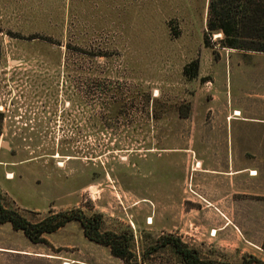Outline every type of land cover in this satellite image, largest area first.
Masks as SVG:
<instances>
[{
    "label": "rangeland",
    "instance_id": "374dc122",
    "mask_svg": "<svg viewBox=\"0 0 264 264\" xmlns=\"http://www.w3.org/2000/svg\"><path fill=\"white\" fill-rule=\"evenodd\" d=\"M207 11L0 0L1 207L30 224L95 218L128 249L115 257L76 219L40 243L0 222V264H184L170 238L203 260L264 263V224L246 236L261 250L224 230L233 207L264 217V53L218 34L205 46ZM244 168L262 179L248 197Z\"/></svg>",
    "mask_w": 264,
    "mask_h": 264
},
{
    "label": "trees",
    "instance_id": "16d2710c",
    "mask_svg": "<svg viewBox=\"0 0 264 264\" xmlns=\"http://www.w3.org/2000/svg\"><path fill=\"white\" fill-rule=\"evenodd\" d=\"M214 34L221 36L218 39L221 48L264 53V0H208L205 46L209 47L208 38L212 40ZM90 56L98 57V55ZM73 219L78 220L84 227L86 237L110 246L115 257L125 258L128 252L127 245H123L117 236L109 233L108 239H102L98 233L99 221L95 218L85 219L81 215L75 217L58 214L50 215L38 224H30L18 214L3 210L0 205V222L11 223L15 229L22 230L34 243L44 242L45 233L55 232ZM167 241L181 255L184 264H229L203 260L197 251L188 248L178 239L170 238ZM242 264L264 263L255 257H248L243 259Z\"/></svg>",
    "mask_w": 264,
    "mask_h": 264
},
{
    "label": "crops",
    "instance_id": "0c3cea01",
    "mask_svg": "<svg viewBox=\"0 0 264 264\" xmlns=\"http://www.w3.org/2000/svg\"><path fill=\"white\" fill-rule=\"evenodd\" d=\"M248 170L252 171L251 169L244 168V169L236 171V173H241V174L235 175V176L243 177L242 179H240V181H241L242 185H244L245 192L243 191L244 192L243 195L246 197L249 196L248 187L251 186V184H255V186H256L262 180L261 178L257 177L258 174L257 175H251L250 177H248L246 174V172ZM246 197H244V198H246ZM239 199H242V198H239ZM237 209H239L241 212L240 214L237 215L238 217L236 216V208L235 207H233V214L225 215L228 222H227L224 230H227L233 236H235L239 243L243 242L247 245H253L256 250H261V246L259 243H252L251 241L246 239V236L252 234V232L250 231L251 229H254V228L258 229V228L262 227V225L264 224L263 214L260 212L259 215L255 214L254 217H250L249 211L243 209L241 206L237 207ZM250 221H251V226L249 224Z\"/></svg>",
    "mask_w": 264,
    "mask_h": 264
},
{
    "label": "flooded vegetation",
    "instance_id": "af4514ba",
    "mask_svg": "<svg viewBox=\"0 0 264 264\" xmlns=\"http://www.w3.org/2000/svg\"><path fill=\"white\" fill-rule=\"evenodd\" d=\"M67 97L69 99V101H68L69 106H71L73 103L76 104L77 101H75L74 99H71L72 95H68Z\"/></svg>",
    "mask_w": 264,
    "mask_h": 264
},
{
    "label": "water",
    "instance_id": "95a60500",
    "mask_svg": "<svg viewBox=\"0 0 264 264\" xmlns=\"http://www.w3.org/2000/svg\"><path fill=\"white\" fill-rule=\"evenodd\" d=\"M220 36H218L217 38H219ZM2 147L5 148V149H8L9 148V145L7 142L5 143H2Z\"/></svg>",
    "mask_w": 264,
    "mask_h": 264
},
{
    "label": "bare ground",
    "instance_id": "6f19581e",
    "mask_svg": "<svg viewBox=\"0 0 264 264\" xmlns=\"http://www.w3.org/2000/svg\"><path fill=\"white\" fill-rule=\"evenodd\" d=\"M91 191H92L93 193H95V192H96V188L91 187ZM149 222H150V221H149ZM214 234H216V231H214Z\"/></svg>",
    "mask_w": 264,
    "mask_h": 264
},
{
    "label": "built area",
    "instance_id": "2783aa9c",
    "mask_svg": "<svg viewBox=\"0 0 264 264\" xmlns=\"http://www.w3.org/2000/svg\"><path fill=\"white\" fill-rule=\"evenodd\" d=\"M212 234H213V232H212ZM212 236V235H211Z\"/></svg>",
    "mask_w": 264,
    "mask_h": 264
}]
</instances>
